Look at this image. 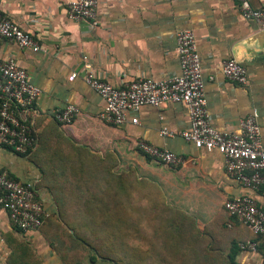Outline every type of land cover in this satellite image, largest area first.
<instances>
[{"label": "crops", "instance_id": "1", "mask_svg": "<svg viewBox=\"0 0 264 264\" xmlns=\"http://www.w3.org/2000/svg\"><path fill=\"white\" fill-rule=\"evenodd\" d=\"M73 1L0 0V13L42 47L36 54L0 42L1 57H13L42 90L35 103L36 148L23 156L0 145V172L32 186L49 214L40 230L22 232L7 212L0 213V264H115L77 238L79 234L93 240L90 231L97 223L91 218V192H102L92 177H76L79 147L116 163L118 174L133 168L140 180L158 183L168 204L179 211L183 227L196 229L179 240L159 235L157 223L142 224L151 235L135 243L148 246L151 263L264 264V237H256L225 208L228 201L242 197L261 206L264 189H247L228 174L221 154L199 150L181 137L191 129L188 107L145 106L131 115L138 124L113 126L100 118L106 103L84 78L86 64L116 87L178 76L177 35L191 30L213 128L238 134L240 122L257 111L264 146V32L243 19L237 0H99L96 27L68 17ZM248 1L255 9L264 8V0ZM232 59L247 68L246 85L223 74L224 63ZM74 72L79 75L71 80ZM70 105L79 114L72 124L60 125L53 114ZM163 129L176 136H162ZM143 141L183 157L185 163L174 167L146 156L139 149ZM253 241L259 244L257 252L240 249Z\"/></svg>", "mask_w": 264, "mask_h": 264}, {"label": "built area", "instance_id": "2", "mask_svg": "<svg viewBox=\"0 0 264 264\" xmlns=\"http://www.w3.org/2000/svg\"><path fill=\"white\" fill-rule=\"evenodd\" d=\"M244 20L256 23L264 30V8H253L248 0H237ZM99 0H76L70 3L68 17L76 22L99 24ZM9 41L19 48L36 54L42 51L39 42L17 23L0 13V42ZM177 52L181 74L163 81L138 79L122 87H116L98 78L89 64L85 65L84 78L105 101L100 118L107 124L122 126L129 122L138 124L131 115L145 106L161 107L167 103L184 104L188 107L191 129L181 133L188 143L197 149L218 152L224 157L228 174L247 189H264V146L259 114L254 111L240 122L238 134L222 133L213 128L208 111L202 60L195 33L182 31L177 35ZM223 74L230 81L246 85L247 68L232 59L223 65ZM71 75V80L78 77ZM42 90L30 82L29 74L18 62L4 59L0 52V145L15 153L29 156L37 146L34 135L35 103ZM79 114L73 105L56 110L53 118L60 124L70 125ZM162 136L174 137L168 129ZM146 156L163 164L178 167L185 159L169 150L160 149L146 142L139 143ZM230 214L246 225L256 237H264V201L259 206L252 198L242 197L225 204ZM7 212L14 226L22 231H38L49 214L45 211L32 186L23 185L6 172H0V213ZM255 241L241 244V250L258 251Z\"/></svg>", "mask_w": 264, "mask_h": 264}, {"label": "trees", "instance_id": "3", "mask_svg": "<svg viewBox=\"0 0 264 264\" xmlns=\"http://www.w3.org/2000/svg\"><path fill=\"white\" fill-rule=\"evenodd\" d=\"M76 151V177H92L95 189L102 190L100 194L91 192V218L97 223L90 231L93 240L77 234L78 241L115 264H183L177 260L168 263L164 259L151 263L148 246L135 243L136 239L147 240L151 235V231L141 227L144 223L148 227L157 223L159 235L168 234L179 240L183 234L191 236L196 230L193 226L188 231L183 227L179 211L168 204L160 185L140 180L133 168L118 174L114 171L116 163L101 160L84 147ZM196 247L193 248L196 250Z\"/></svg>", "mask_w": 264, "mask_h": 264}, {"label": "water", "instance_id": "4", "mask_svg": "<svg viewBox=\"0 0 264 264\" xmlns=\"http://www.w3.org/2000/svg\"><path fill=\"white\" fill-rule=\"evenodd\" d=\"M264 32V30H262Z\"/></svg>", "mask_w": 264, "mask_h": 264}]
</instances>
